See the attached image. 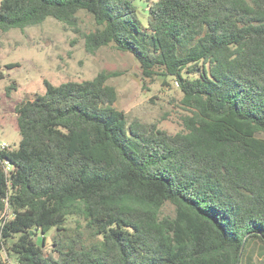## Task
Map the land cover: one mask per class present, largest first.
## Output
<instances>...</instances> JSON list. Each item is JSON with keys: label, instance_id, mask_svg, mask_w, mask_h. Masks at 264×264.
Here are the masks:
<instances>
[{"label": "trees", "instance_id": "1", "mask_svg": "<svg viewBox=\"0 0 264 264\" xmlns=\"http://www.w3.org/2000/svg\"><path fill=\"white\" fill-rule=\"evenodd\" d=\"M135 1H0L1 32L48 17L76 30L77 14H89L87 51L112 46L146 77L173 78L188 112L168 134L127 122L112 74L44 80L43 94L15 106L18 146L0 150L2 249L16 264H257L264 0H154L146 26Z\"/></svg>", "mask_w": 264, "mask_h": 264}, {"label": "rangeland", "instance_id": "2", "mask_svg": "<svg viewBox=\"0 0 264 264\" xmlns=\"http://www.w3.org/2000/svg\"><path fill=\"white\" fill-rule=\"evenodd\" d=\"M152 2L154 0L134 2L144 26L148 19L147 5ZM77 18L76 30L48 17L43 23L23 30L0 31V69L5 74L0 80V144L5 143L11 149L18 146L20 135L15 106L43 94L44 80L59 85L67 81L90 80L100 72L112 74L107 83L115 88V106L124 113L128 123L136 120L168 134L180 132L182 118L188 112L180 103L182 94L173 78L146 77L130 53L112 46L101 47L93 53L87 51L82 35L97 26L85 12H79ZM8 64L16 66L8 70L5 68ZM11 84L14 89L8 93L6 87ZM259 136L264 138V133ZM162 215H173V207L166 204ZM69 224L74 226V220H69ZM51 234L52 230L46 235V249H49ZM37 241H41V236ZM252 247V260L264 264L259 246ZM0 259L3 264H16L4 250Z\"/></svg>", "mask_w": 264, "mask_h": 264}, {"label": "built area", "instance_id": "3", "mask_svg": "<svg viewBox=\"0 0 264 264\" xmlns=\"http://www.w3.org/2000/svg\"><path fill=\"white\" fill-rule=\"evenodd\" d=\"M4 149L11 150V148H9L8 145H6L5 143L0 144V150H4ZM3 166H4V171L5 172H8L10 170V165H9L8 161L5 160L3 162ZM0 239H1V233H0ZM2 253H3V249H2V246H1V243H0V256H1Z\"/></svg>", "mask_w": 264, "mask_h": 264}]
</instances>
